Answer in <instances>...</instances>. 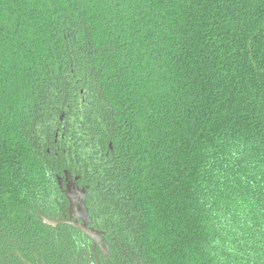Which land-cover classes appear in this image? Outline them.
Segmentation results:
<instances>
[{
    "label": "trees",
    "instance_id": "16d2710c",
    "mask_svg": "<svg viewBox=\"0 0 264 264\" xmlns=\"http://www.w3.org/2000/svg\"><path fill=\"white\" fill-rule=\"evenodd\" d=\"M97 245L264 264V0H0V264Z\"/></svg>",
    "mask_w": 264,
    "mask_h": 264
},
{
    "label": "flooded vegetation",
    "instance_id": "af4514ba",
    "mask_svg": "<svg viewBox=\"0 0 264 264\" xmlns=\"http://www.w3.org/2000/svg\"><path fill=\"white\" fill-rule=\"evenodd\" d=\"M59 186L61 187L60 189L62 191H65V182L64 183L61 182ZM74 188L77 190V186ZM101 252H102L101 246L97 245L95 248H92L90 255L86 253V251H83V254L88 264H101V261H100Z\"/></svg>",
    "mask_w": 264,
    "mask_h": 264
},
{
    "label": "water",
    "instance_id": "95a60500",
    "mask_svg": "<svg viewBox=\"0 0 264 264\" xmlns=\"http://www.w3.org/2000/svg\"><path fill=\"white\" fill-rule=\"evenodd\" d=\"M82 229L87 233L90 238L96 240L97 234L95 232H93L91 229H88L87 227H82Z\"/></svg>",
    "mask_w": 264,
    "mask_h": 264
}]
</instances>
